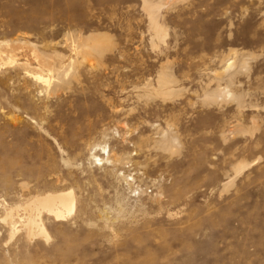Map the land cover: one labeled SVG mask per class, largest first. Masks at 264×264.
Returning a JSON list of instances; mask_svg holds the SVG:
<instances>
[{
	"label": "rangeland",
	"instance_id": "rangeland-1",
	"mask_svg": "<svg viewBox=\"0 0 264 264\" xmlns=\"http://www.w3.org/2000/svg\"><path fill=\"white\" fill-rule=\"evenodd\" d=\"M0 50V264H264V0H0Z\"/></svg>",
	"mask_w": 264,
	"mask_h": 264
},
{
	"label": "bare ground",
	"instance_id": "bare-ground-1",
	"mask_svg": "<svg viewBox=\"0 0 264 264\" xmlns=\"http://www.w3.org/2000/svg\"><path fill=\"white\" fill-rule=\"evenodd\" d=\"M149 10L150 11L147 10L148 14L151 17V21L154 22V18L152 17L153 12H151L152 8H149ZM155 28H156V26H155ZM156 33L159 34L158 29L156 30ZM0 54H1V50H0ZM8 56H7L6 62L10 63V62L14 61L11 59L12 56H9V57ZM3 61L4 60H2L1 55H0V64L1 65L4 64ZM35 77L37 79L44 81V82H47V79H43V76H41L40 74L35 76ZM73 206H74V198H73V195L71 192L46 193V194H43L41 196H35V197L29 199V201L27 203H25L24 206L21 208V210L24 214V221H25L24 226L27 228V230L30 234L32 224L34 222V225L38 231V234L41 236H44L47 239L48 235H47L45 227L43 226V223L41 221L42 212H46V213L52 215L55 219H60V218H63L66 213L71 212L73 210ZM19 209L20 208L9 209L4 218H7L11 221L13 214L20 216V213H19L20 210ZM34 215H35V220H34ZM13 227L17 231V228L14 226V224H13ZM11 235H13V233Z\"/></svg>",
	"mask_w": 264,
	"mask_h": 264
}]
</instances>
